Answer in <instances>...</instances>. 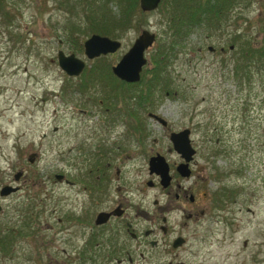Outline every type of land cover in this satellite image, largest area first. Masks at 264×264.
I'll return each mask as SVG.
<instances>
[{"label": "rangeland", "instance_id": "rangeland-1", "mask_svg": "<svg viewBox=\"0 0 264 264\" xmlns=\"http://www.w3.org/2000/svg\"><path fill=\"white\" fill-rule=\"evenodd\" d=\"M5 3L9 11L0 15V185L18 189L0 196V234H13L10 250L0 252V264H264V70L252 64L249 77H242L235 61L242 62L229 47L233 30L252 39L258 35L264 0L241 1L220 30H193L180 38L158 78L166 89L155 83L147 103L136 98L144 78L124 83L110 65L146 28L155 38L144 51L140 75L152 66L154 51L171 33L159 9L137 13L115 37L89 26L83 0ZM96 4L118 10L114 0ZM92 32L118 39L119 48L87 58L82 41ZM58 49L84 60L83 76L70 77L58 66ZM106 84L112 89L107 97ZM183 127L190 129L195 153L192 176L179 181L200 202L206 191L202 203L208 199L210 207L202 220L181 225L174 186L166 195L145 181L154 173L148 170L149 154L157 151L170 164L179 159L168 133ZM97 146L105 148L102 160L109 162L108 191L105 202L92 205L85 186L87 156H95ZM17 169L19 178L9 181ZM116 195L125 196L139 239L122 231L120 251L107 248L104 238L92 248H79L87 228L74 215L85 216ZM213 195L222 199L216 203ZM177 233L185 240L173 247L170 239Z\"/></svg>", "mask_w": 264, "mask_h": 264}, {"label": "trees", "instance_id": "trees-1", "mask_svg": "<svg viewBox=\"0 0 264 264\" xmlns=\"http://www.w3.org/2000/svg\"><path fill=\"white\" fill-rule=\"evenodd\" d=\"M83 1L86 3L84 16L89 26L91 28H96L98 32L109 35L112 34L115 37V31L125 27L137 13L138 15H142L144 12H147L140 9L138 0H114L118 6L117 12H112L105 6L96 4L97 0ZM241 1H245L246 3L250 2V0H159L156 8L161 12L160 18L162 24L171 30V33L159 43L157 49L154 51L151 57L152 66L142 70L143 72L139 80L144 78L145 83H143L141 88L136 92L138 102H151L150 93L153 91L152 87L155 83H158L162 88L164 87V89H166V87L162 86L161 82L158 81V78L160 77L162 79L161 75L165 74V59L171 57L170 53L173 52V46L178 44L180 38H183L185 34L193 30L204 29L206 32L217 29L220 30L225 21L230 18L234 7ZM8 11L9 9L8 6H6L5 0H0V15L3 16ZM241 31L233 30L229 47L233 49L232 53L237 54L235 59L242 62L240 64L235 61V67L239 69L242 77L248 78L249 68L252 64V66L264 70V16L261 17V20H259L256 25L255 32L258 35L253 39L248 38L245 34H242ZM240 37L244 38L240 40ZM243 67L245 69H243ZM149 70L151 71L148 78L147 72ZM84 72L85 69L83 68L79 76H83ZM117 80L119 81V79ZM139 80L134 82L137 83ZM123 82L127 84L134 83L127 81ZM165 82L164 80V83ZM84 84L87 83H82L80 86ZM77 86L79 87V84ZM106 90L107 94L105 97L109 95L112 89L106 84ZM166 91L167 90H165V92ZM127 124V132L132 133L129 127L130 123L128 122ZM100 150L102 151L96 153L94 159H99L102 163V159L107 157V155L103 152L105 148H100ZM95 162L97 163V161ZM213 199L217 202L222 198L218 195H213ZM12 238L13 234L10 230H6L4 234H0V252H8L10 250L8 247ZM115 250L117 249L114 248V251Z\"/></svg>", "mask_w": 264, "mask_h": 264}, {"label": "flooded vegetation", "instance_id": "flooded-vegetation-1", "mask_svg": "<svg viewBox=\"0 0 264 264\" xmlns=\"http://www.w3.org/2000/svg\"><path fill=\"white\" fill-rule=\"evenodd\" d=\"M100 148L103 149L101 146H97L95 154L102 151L100 150ZM103 152L105 153V150ZM155 153H157V151H155ZM150 155L151 154H149L148 157ZM87 159L90 162V165H88V168H86V173L88 174V176L85 181V186L87 187L89 193H91V204L94 205L98 202H105L106 192L108 191L107 183L109 179V162L102 160L101 163L99 159H94L93 152L92 155H90L89 153ZM95 161H97V163ZM181 161L182 159L179 157V159L173 161L172 164L167 162L168 174L170 176L169 183L167 185L162 186L159 183V176L155 173H150L153 179L149 178L145 181V183L150 187L159 186L160 192L166 195L170 194L171 189L174 186L172 193L177 200V203L174 205V208H177L180 211V214L182 216L180 224L184 225L188 224V222L196 223L202 220L204 216L207 215L210 204H208V199L205 206L204 203H202L203 200H205V198L207 197V193H205L206 191L201 192L200 196L202 201L200 202L193 193L189 192L188 186L179 181L184 179L183 177H191L193 173V171H191V161H189L187 162V166L190 169L189 174L187 176L181 175L176 170V165ZM115 172L117 176L120 175L119 169L117 167L115 168ZM60 177L65 178V181L68 180L66 177L63 176L62 173H58V178ZM124 197V195H116L114 199H110V197L107 205L93 210V212L86 213L85 216L84 214L74 215L75 217L73 218V220L75 222H78L80 220L83 224V227L87 228V235L85 238H83L84 241L79 248H92L94 244H97L99 242V238H104L110 243L107 248H116L117 250H119L123 248V243L119 240V236L121 234L120 232L122 231L127 233L132 240L139 239V237L141 236V232L140 230L135 231V223L133 219H131V217H127L128 204L126 205L123 203ZM153 202L155 203L156 199H154ZM210 203H213L212 199L210 200ZM157 207H159L158 210L162 209L160 208L162 206ZM168 210L169 209H167V211ZM100 213H104L105 217L103 219H101L102 217H98V214ZM162 217L166 219L164 212H162V214L160 215L161 220ZM96 219H98V221ZM158 226L163 234H166L168 232L165 224H162V227L161 224H158ZM103 233L108 236L103 237ZM178 235L181 234L177 233L170 239V244L172 242V239ZM183 239L185 240L184 237ZM155 243V239H150V244ZM181 264L184 263L181 262Z\"/></svg>", "mask_w": 264, "mask_h": 264}, {"label": "water", "instance_id": "water-1", "mask_svg": "<svg viewBox=\"0 0 264 264\" xmlns=\"http://www.w3.org/2000/svg\"><path fill=\"white\" fill-rule=\"evenodd\" d=\"M159 0H138V5L141 10L148 11L154 9ZM155 35L152 31L143 28L134 37L130 46L124 51L118 60L111 64L110 69L112 73L124 81H136L139 79V74L142 65L145 63L144 50L151 45ZM120 45V41L116 38L98 33H91L83 39L82 46L83 52L87 58H92L99 54H105L115 51ZM208 48H211L210 46ZM57 64L59 67L69 75H76L84 66V61L75 56L72 52L65 54L61 49L56 53ZM156 116L161 123H165L161 117ZM173 149L183 159L176 165V170L183 176L189 174L187 162L192 158L195 148L192 146L189 138V128L183 127L177 131H170L168 135ZM34 153H30L27 157L32 161ZM148 170L154 172L159 176V183L165 186L169 183L170 176L168 174V165L163 155L155 153L148 157ZM21 174V170H16L12 174V179L17 180ZM58 177V176H56ZM17 189L16 185L5 183L0 186V196L7 195ZM98 217L103 219L104 213L98 214ZM100 219V218H99ZM98 221V219H96ZM164 220V217H162ZM162 227V226H161ZM181 236H176L172 240V246H178L182 242ZM168 264V263H166ZM179 264V263H175Z\"/></svg>", "mask_w": 264, "mask_h": 264}]
</instances>
